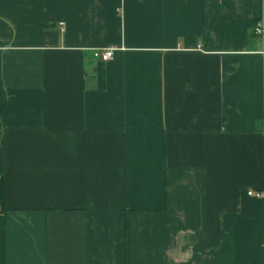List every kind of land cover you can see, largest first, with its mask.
Wrapping results in <instances>:
<instances>
[{"label": "crops", "instance_id": "crops-1", "mask_svg": "<svg viewBox=\"0 0 264 264\" xmlns=\"http://www.w3.org/2000/svg\"><path fill=\"white\" fill-rule=\"evenodd\" d=\"M0 264H264V0H0Z\"/></svg>", "mask_w": 264, "mask_h": 264}, {"label": "built area", "instance_id": "built-area-1", "mask_svg": "<svg viewBox=\"0 0 264 264\" xmlns=\"http://www.w3.org/2000/svg\"><path fill=\"white\" fill-rule=\"evenodd\" d=\"M254 33L256 36H261L263 34V26L261 23H258L254 29ZM114 57V49H106V50H96L94 52V58L102 61V62H109ZM249 196H253L250 192L248 193ZM261 195L256 194L255 197L259 198Z\"/></svg>", "mask_w": 264, "mask_h": 264}]
</instances>
